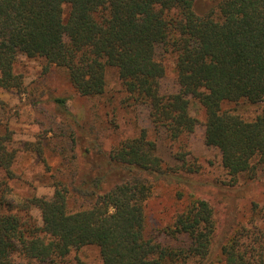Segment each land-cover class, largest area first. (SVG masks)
Listing matches in <instances>:
<instances>
[{
	"label": "trees",
	"instance_id": "1",
	"mask_svg": "<svg viewBox=\"0 0 264 264\" xmlns=\"http://www.w3.org/2000/svg\"><path fill=\"white\" fill-rule=\"evenodd\" d=\"M159 51L173 59L174 93H162ZM20 55L65 69L89 98L104 97L107 70L116 69L129 105L149 109L183 162L184 139L199 124L191 105L198 103L205 143L220 151L234 190L224 192L231 216L219 233L214 207L195 197L194 181L166 166L143 130L109 152L91 139L85 157L92 169L80 183L58 182L51 195L13 196L9 132L0 137L7 178L0 183V264H69L72 251L85 246H97L103 264H264L256 202L251 219L229 233L239 218L237 196L249 187H238L240 177L264 172V0H0V88L21 89ZM243 104L259 106L254 120L241 115ZM71 137L74 146L79 139ZM159 182L184 184L191 195L173 225L153 233L146 202ZM72 195L87 205L71 210Z\"/></svg>",
	"mask_w": 264,
	"mask_h": 264
},
{
	"label": "rangeland",
	"instance_id": "2",
	"mask_svg": "<svg viewBox=\"0 0 264 264\" xmlns=\"http://www.w3.org/2000/svg\"><path fill=\"white\" fill-rule=\"evenodd\" d=\"M158 53L159 59L166 65V75L161 83L162 93H174L178 88L173 59L161 51ZM15 72L22 77L21 89L0 88V137L10 132L11 141L7 145L9 150L16 151L12 166L16 177L8 180L14 188L13 196L51 195L58 182L70 184L75 180L80 183L92 169L85 157L91 139H95L109 152L121 142L138 137L146 130L150 140L156 143L158 155L166 166L183 178L194 181L195 197L207 200L214 207L218 232L228 225L231 216V212L227 211L230 198L224 192L230 193L234 189H231V179L223 167L220 151L205 143L204 110L198 103L192 102L191 105V115L199 124L195 132L184 139L186 161L183 162L177 158L178 145L169 140L163 129L152 123L149 109L146 106L129 105L116 69L107 70L106 94L97 98L81 96L71 85L65 69L47 66L42 58L20 55ZM57 99L66 100L64 106ZM234 106L224 105L226 109ZM240 109L246 120H254L261 111L259 106L248 104H243ZM85 132L88 138L81 141ZM72 134L79 139L74 146ZM74 156L78 157L77 160H74ZM190 169L195 172H190ZM75 175L77 178H74ZM5 181L7 178L0 169V183ZM248 184L249 187L237 196L240 197L236 202L239 218L230 234L238 225L251 219L255 202L259 210L256 217L259 224L264 226L263 170H259L254 180L240 177L238 187ZM182 192L184 198L180 197ZM190 195V190L184 184L157 183L146 202L149 230L159 233L172 226L176 215L187 205ZM86 205L87 201L82 197L71 196V210ZM33 214L39 218L37 210ZM161 239L165 241L166 238L161 236ZM67 262L103 264L97 246L73 250Z\"/></svg>",
	"mask_w": 264,
	"mask_h": 264
}]
</instances>
